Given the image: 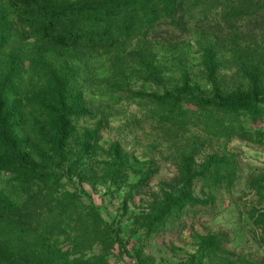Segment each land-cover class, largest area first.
<instances>
[{"label": "rangeland", "instance_id": "1", "mask_svg": "<svg viewBox=\"0 0 264 264\" xmlns=\"http://www.w3.org/2000/svg\"><path fill=\"white\" fill-rule=\"evenodd\" d=\"M195 2L186 33L162 22L174 39L90 52L42 39L0 0V140L57 175L42 186L73 209L52 217L66 235L32 226L34 253L43 239L67 264H264V0ZM180 93L254 107L177 109ZM87 213L102 219L93 246L75 229ZM9 226L0 217V243Z\"/></svg>", "mask_w": 264, "mask_h": 264}, {"label": "trees", "instance_id": "2", "mask_svg": "<svg viewBox=\"0 0 264 264\" xmlns=\"http://www.w3.org/2000/svg\"><path fill=\"white\" fill-rule=\"evenodd\" d=\"M8 2L20 16H25L23 21L35 28L36 34L42 39L55 46L81 51L111 50L136 37L165 36L174 39V35H167L168 29L163 31L165 35L159 33L162 22L174 25L185 33L187 30L183 24V12L189 0H100L80 7L53 6L40 0ZM196 2L193 3L195 7L198 4ZM88 22L91 27L86 25ZM168 99L173 101L172 104L177 109L183 107L178 103L186 100L199 108L212 107L225 111L254 107L251 102L235 96L206 100L199 97L190 98L180 93ZM206 125L209 129L212 128L211 125ZM0 141L6 151L0 152V175L10 172V178L4 180V186H0V217L6 219L10 225L6 229L9 232L5 236L7 241L0 243V264H67L65 261L67 262L71 255L64 256L60 251L51 252L43 239L40 240L37 253L31 250L30 245V230L34 224L42 226L44 235L53 234L51 230H56L59 237L66 235L63 231L61 233L65 225L54 223L52 217L60 210L64 214L73 209L70 204L63 206L64 200L42 186L48 179L57 175L39 173L35 164L15 152L10 139L3 138ZM57 151V155L62 156L63 149L58 147ZM171 208L170 203L165 207V211L168 212ZM89 217L88 213L87 216L83 215L75 224V229L79 236L89 239L84 241L88 246H93L102 231V219L97 215L95 221H92ZM16 222L22 226L16 227Z\"/></svg>", "mask_w": 264, "mask_h": 264}]
</instances>
